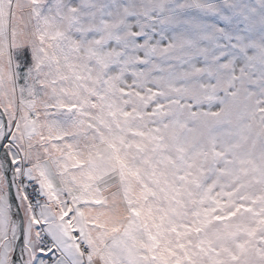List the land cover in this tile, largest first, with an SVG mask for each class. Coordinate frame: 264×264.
<instances>
[{"label":"snow or ice","instance_id":"obj_1","mask_svg":"<svg viewBox=\"0 0 264 264\" xmlns=\"http://www.w3.org/2000/svg\"><path fill=\"white\" fill-rule=\"evenodd\" d=\"M0 264H264V0H0Z\"/></svg>","mask_w":264,"mask_h":264}]
</instances>
